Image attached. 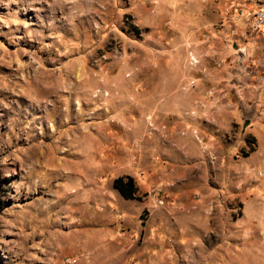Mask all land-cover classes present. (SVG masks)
I'll return each instance as SVG.
<instances>
[{
	"label": "rangeland",
	"instance_id": "1",
	"mask_svg": "<svg viewBox=\"0 0 264 264\" xmlns=\"http://www.w3.org/2000/svg\"><path fill=\"white\" fill-rule=\"evenodd\" d=\"M241 1L0 0V264H264Z\"/></svg>",
	"mask_w": 264,
	"mask_h": 264
},
{
	"label": "trees",
	"instance_id": "2",
	"mask_svg": "<svg viewBox=\"0 0 264 264\" xmlns=\"http://www.w3.org/2000/svg\"><path fill=\"white\" fill-rule=\"evenodd\" d=\"M112 187L116 189L118 193L125 198L134 197L135 187L132 177L129 175H121L113 178Z\"/></svg>",
	"mask_w": 264,
	"mask_h": 264
},
{
	"label": "bare ground",
	"instance_id": "3",
	"mask_svg": "<svg viewBox=\"0 0 264 264\" xmlns=\"http://www.w3.org/2000/svg\"><path fill=\"white\" fill-rule=\"evenodd\" d=\"M247 20H249L250 27L264 34V4L257 5L251 11L247 12Z\"/></svg>",
	"mask_w": 264,
	"mask_h": 264
},
{
	"label": "crops",
	"instance_id": "4",
	"mask_svg": "<svg viewBox=\"0 0 264 264\" xmlns=\"http://www.w3.org/2000/svg\"><path fill=\"white\" fill-rule=\"evenodd\" d=\"M219 2H220V4H221V8H222V10H226L227 8H226V6L228 5V6H230V7H235L236 9L238 8V7H241L242 5L243 6H245V3L243 2V1H239V0H219ZM221 15V14H220ZM226 15V14H225ZM221 16H223V19L225 20V16H224V14L222 13V15ZM227 18V17H226ZM190 21V20H189ZM225 28V26L224 27H222V29H224Z\"/></svg>",
	"mask_w": 264,
	"mask_h": 264
}]
</instances>
